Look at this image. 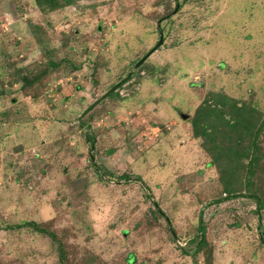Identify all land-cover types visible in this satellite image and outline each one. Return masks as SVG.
<instances>
[{
    "label": "rangeland",
    "instance_id": "1",
    "mask_svg": "<svg viewBox=\"0 0 264 264\" xmlns=\"http://www.w3.org/2000/svg\"><path fill=\"white\" fill-rule=\"evenodd\" d=\"M59 1L0 0V264H264V130L261 197L219 200L190 123L211 93L264 114V0Z\"/></svg>",
    "mask_w": 264,
    "mask_h": 264
},
{
    "label": "trees",
    "instance_id": "2",
    "mask_svg": "<svg viewBox=\"0 0 264 264\" xmlns=\"http://www.w3.org/2000/svg\"><path fill=\"white\" fill-rule=\"evenodd\" d=\"M35 2L42 9L61 7L59 0H35ZM48 65H54L53 61ZM41 73H45V70ZM37 77V75L32 74L31 78L30 72H28L26 75L21 76V81L24 84H29L35 82ZM29 78L31 79L29 80ZM208 99L210 100H205L196 108L190 123L193 135L203 139L202 146H205L204 148H206V152L210 157L214 161H220L221 159L218 164L222 166L220 180L223 183L225 195L220 197L219 200L242 194L239 189L241 187L246 191L245 196H252L259 200L261 197L258 193L260 192L258 188L260 183L255 182L253 177L256 170H258V138L264 130V114L248 104L243 102L239 104L237 100L225 94L211 93ZM94 140L95 137L87 132L86 141L90 143L91 147ZM89 160L92 162L91 156H89ZM91 165L101 177L111 175L104 166L93 162ZM118 179L130 180L131 178L126 173ZM136 180L138 181L137 178ZM148 197L150 198V195ZM262 202L258 204V210H261L264 206V202ZM154 207L155 213L162 216L163 214L156 204H154ZM26 225L38 233L48 236L56 244L57 257L61 262L64 261L66 251L62 238L52 232L49 225H41L35 222H29ZM198 231L201 233L197 242L199 250L201 246L206 244L203 238L202 223L201 226L199 225ZM261 239L264 238L261 237Z\"/></svg>",
    "mask_w": 264,
    "mask_h": 264
},
{
    "label": "water",
    "instance_id": "3",
    "mask_svg": "<svg viewBox=\"0 0 264 264\" xmlns=\"http://www.w3.org/2000/svg\"><path fill=\"white\" fill-rule=\"evenodd\" d=\"M161 42V38L159 40ZM159 42V43H160ZM114 88L109 89L105 94H103L100 98H98L90 107H88L84 113L88 112L90 109H92L99 101L106 98L111 92H113Z\"/></svg>",
    "mask_w": 264,
    "mask_h": 264
}]
</instances>
